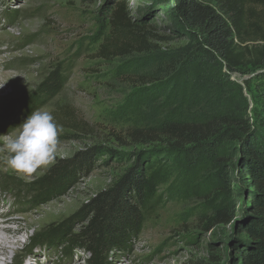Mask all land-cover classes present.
Returning <instances> with one entry per match:
<instances>
[{"label":"rangeland","instance_id":"1","mask_svg":"<svg viewBox=\"0 0 264 264\" xmlns=\"http://www.w3.org/2000/svg\"><path fill=\"white\" fill-rule=\"evenodd\" d=\"M183 1L189 0H0V83L7 82L0 88V135L12 132L30 115L22 102L50 74L58 70L66 78L62 92L41 107L62 126L55 161L22 175L8 168L0 153V212L10 210L11 218H27L23 227L41 220L21 237L23 255L11 264H22L24 255L36 252H42L41 263L50 254L51 264H87L89 254L84 250L34 244V240L55 229L82 230L88 217L80 218L79 213L113 188L139 154L154 161L153 171L160 173L161 182L141 233L129 250L109 254L111 264H229L235 256L234 246L242 237L236 225L250 216L248 192L237 184L224 185L238 206L236 225L215 226L208 221L204 212L209 206L197 192L209 185L205 178L210 176L195 178L190 167L198 161L199 148L175 153L162 143L141 144L129 134L144 124L133 100L140 103L146 119L159 108L141 104L155 98L152 87L133 79L153 71L151 55L140 67H136L138 57H97L112 38V19L119 5L131 24L149 32L155 54L186 45L190 29L177 10ZM232 78L242 86L249 83L250 92L245 88L244 95L253 108V98L264 87V70L236 73ZM93 149L100 155L94 157L90 170L79 173L64 190L47 196L34 190L54 165ZM237 162V156L233 165L225 162L227 177L236 176Z\"/></svg>","mask_w":264,"mask_h":264},{"label":"trees","instance_id":"2","mask_svg":"<svg viewBox=\"0 0 264 264\" xmlns=\"http://www.w3.org/2000/svg\"><path fill=\"white\" fill-rule=\"evenodd\" d=\"M177 10L190 29L186 45L155 54L149 32L131 24L119 5L112 19V38L97 57H138L136 67H140L145 56L151 55L153 71L133 79L152 87L155 98L141 104L159 108L155 116L146 119L138 108L140 103L133 100L144 124L129 134L141 144L162 143L175 153L199 148L191 173L195 178L205 174L211 178H205L209 185L197 193L208 204L204 215L215 226L236 225L238 206L225 193L224 185L245 189L250 197V216L236 225L242 237L229 264H264V87L253 98L251 108L244 95L245 88L250 92L249 83L242 86L232 78L236 73L264 70V0H189ZM65 84L66 78L56 70L22 107L31 114L58 96ZM98 155L100 152L93 149L60 161L34 190L40 196L59 193L79 173L90 170ZM236 156V176L227 177L225 162L233 165ZM134 159L113 188L99 194L79 213L80 218L88 217L82 230H51L34 244L84 250L89 254L87 264H111V252L129 250L130 242L141 233L161 182L151 158L139 154Z\"/></svg>","mask_w":264,"mask_h":264},{"label":"clouds","instance_id":"3","mask_svg":"<svg viewBox=\"0 0 264 264\" xmlns=\"http://www.w3.org/2000/svg\"><path fill=\"white\" fill-rule=\"evenodd\" d=\"M6 83H0V88ZM61 131L62 126L49 110L32 111L12 132L0 135L4 163L22 175H31L51 165L56 159Z\"/></svg>","mask_w":264,"mask_h":264},{"label":"bare ground","instance_id":"4","mask_svg":"<svg viewBox=\"0 0 264 264\" xmlns=\"http://www.w3.org/2000/svg\"><path fill=\"white\" fill-rule=\"evenodd\" d=\"M1 208L3 207L0 204ZM10 213V210L0 212V264H11L23 255L20 251L24 243L21 237L27 234L31 228L36 227L41 221L32 220L27 227H23L21 223L27 218H11ZM41 254L42 252H36L29 256L24 255L22 264H51V255L47 254L44 257V263H41L39 258Z\"/></svg>","mask_w":264,"mask_h":264},{"label":"water","instance_id":"5","mask_svg":"<svg viewBox=\"0 0 264 264\" xmlns=\"http://www.w3.org/2000/svg\"><path fill=\"white\" fill-rule=\"evenodd\" d=\"M245 80V79H244Z\"/></svg>","mask_w":264,"mask_h":264}]
</instances>
